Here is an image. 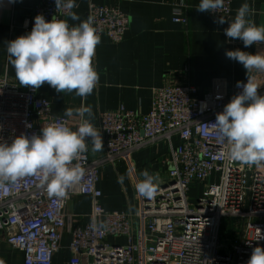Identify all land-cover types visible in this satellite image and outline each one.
<instances>
[{
  "label": "built area",
  "instance_id": "2783aa9c",
  "mask_svg": "<svg viewBox=\"0 0 264 264\" xmlns=\"http://www.w3.org/2000/svg\"><path fill=\"white\" fill-rule=\"evenodd\" d=\"M232 3L224 0L222 8L208 14L215 21L219 16L230 21L235 16ZM188 8L177 5L173 17L186 31ZM74 9L57 8L55 0H38L34 18L43 14L46 20L55 17L69 23ZM88 17L98 35L114 44L123 42L130 29L129 15L116 7L91 3ZM34 18L27 20V32ZM225 37L233 46L244 45ZM261 45L252 53L264 52ZM250 75L260 79L258 93L264 95V71L253 69ZM167 76L154 90L149 113L121 108L99 116L94 127L104 138L103 153L92 156L86 141L88 150L73 161L84 168V175L62 198L49 197L40 176L0 184V231L6 233L8 244L23 252L24 264H53L65 230L72 236L71 259L65 264H247L253 248L264 246V239L259 240L264 236V162H227L226 140L214 124L217 113L242 90L214 79L197 98V87L174 73ZM43 86L55 90L47 83L31 89L0 75V142L39 134L49 123L76 130L79 123L73 127L68 118L52 114ZM160 142L166 144L171 160L166 180L153 196L138 195L136 212L105 209L99 188L104 168L131 164L136 153ZM76 195L91 197L92 210L88 224L75 228L68 225L65 209ZM224 221L232 230L222 240Z\"/></svg>",
  "mask_w": 264,
  "mask_h": 264
},
{
  "label": "crops",
  "instance_id": "0c3cea01",
  "mask_svg": "<svg viewBox=\"0 0 264 264\" xmlns=\"http://www.w3.org/2000/svg\"><path fill=\"white\" fill-rule=\"evenodd\" d=\"M38 0H0V75H7L14 82L19 81L15 69L9 63L7 41L14 40L27 32V20L34 18ZM252 9L250 19L264 26V0H233L234 13L243 3ZM76 13L80 20L87 19L91 3L98 6L116 7L129 15L131 24L123 42L112 43L100 37L93 65L98 73V81L93 92L80 97L75 92L58 93L42 87V92L51 101L54 116L68 118L75 127L81 122L76 111L90 107L93 125H97L102 113L125 108L139 113H149L152 109L154 90L164 85L169 73L176 74L183 83L198 88L197 98L209 90L214 79H225L229 86L237 81H247L246 70L237 61L226 57V50L241 49L247 52L261 49V44L233 46L226 40V22L220 24L207 11L196 8L200 0H75ZM185 3L189 6L187 31L173 20L174 9ZM79 20L69 19L70 27ZM260 83V79L254 78ZM26 87V86H25ZM72 109L73 115H65ZM177 144V143H176ZM97 157L102 151L93 152ZM171 160L166 144L160 142L135 154L131 164L120 162L107 166L101 174L99 188L102 190V205L109 211L136 212L139 209L138 193L135 184L143 179L140 173L147 169L158 174L156 186L166 180V170ZM123 177L122 182L118 178ZM197 188L191 190V194ZM195 195V194H194ZM92 199L89 196H73L66 205L68 225L84 227L89 222ZM67 225V226H68ZM6 233L0 231V264H24L22 251L8 244ZM72 236L68 230L62 234V248L55 255L53 264H65L71 259L69 249Z\"/></svg>",
  "mask_w": 264,
  "mask_h": 264
},
{
  "label": "clouds",
  "instance_id": "9594fccd",
  "mask_svg": "<svg viewBox=\"0 0 264 264\" xmlns=\"http://www.w3.org/2000/svg\"><path fill=\"white\" fill-rule=\"evenodd\" d=\"M55 3L57 8L76 7L75 0H55ZM223 4L224 0H200L196 9L215 13ZM251 11L249 3L245 2L232 20L219 16L217 21L220 24L228 21L224 34L242 40L245 48L264 43V26L250 19ZM71 19L80 22L70 27L67 20L53 17L49 21L43 14H37L30 32L7 41L9 63L21 86L39 89L47 83L58 93L74 91L80 97L93 92L99 77L92 58L100 36L91 17L80 20L73 12ZM225 55L243 65L247 82L237 81L236 87L242 91L217 113L214 124L226 140L227 162L259 165L264 162V95L258 93L250 73L253 69L264 71V52L253 54L235 49L226 50ZM76 111L82 118L76 130L58 122L49 123L43 124L39 134H22L11 143L0 142V184L40 176L49 197L62 198L66 189L84 175V168L73 161L88 150L86 141L90 142L93 152L105 147L102 134L90 120L91 108L81 107ZM65 115L71 117L73 110L66 109ZM140 175L143 179L135 184L136 192L141 197L151 198L158 174L145 169ZM122 180L123 177L118 178V182ZM247 264H264V246L253 248Z\"/></svg>",
  "mask_w": 264,
  "mask_h": 264
},
{
  "label": "rangeland",
  "instance_id": "374dc122",
  "mask_svg": "<svg viewBox=\"0 0 264 264\" xmlns=\"http://www.w3.org/2000/svg\"><path fill=\"white\" fill-rule=\"evenodd\" d=\"M192 199L195 201L196 199L192 197ZM232 230V225H230L229 223H227L226 221L223 222V227L221 230V238L222 240H224L226 233L231 232Z\"/></svg>",
  "mask_w": 264,
  "mask_h": 264
}]
</instances>
